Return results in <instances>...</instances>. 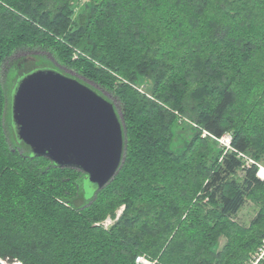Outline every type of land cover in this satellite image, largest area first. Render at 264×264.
Here are the masks:
<instances>
[{
    "label": "trees",
    "instance_id": "16d2710c",
    "mask_svg": "<svg viewBox=\"0 0 264 264\" xmlns=\"http://www.w3.org/2000/svg\"><path fill=\"white\" fill-rule=\"evenodd\" d=\"M76 1L0 0V259L245 264L264 237V181L235 152L208 163L200 133L228 131L235 150L257 160L264 152V0H90L78 12ZM33 48L117 102L123 162L91 195L85 173L32 156L14 134L3 67L10 61L9 88L53 66L48 53L14 56ZM147 83L151 97L137 87ZM182 120L197 130L175 151L172 127ZM248 197L260 210L242 230L230 217ZM121 205L112 226L96 224ZM222 233L229 242L215 252Z\"/></svg>",
    "mask_w": 264,
    "mask_h": 264
},
{
    "label": "water",
    "instance_id": "95a60500",
    "mask_svg": "<svg viewBox=\"0 0 264 264\" xmlns=\"http://www.w3.org/2000/svg\"><path fill=\"white\" fill-rule=\"evenodd\" d=\"M10 95L14 134L32 156L81 170L92 193L113 179L124 158V124L114 103L89 82L36 67L17 78Z\"/></svg>",
    "mask_w": 264,
    "mask_h": 264
},
{
    "label": "rangeland",
    "instance_id": "374dc122",
    "mask_svg": "<svg viewBox=\"0 0 264 264\" xmlns=\"http://www.w3.org/2000/svg\"><path fill=\"white\" fill-rule=\"evenodd\" d=\"M90 0H77L76 1V5H75V11H79L82 9L84 4H89ZM85 44V43H84ZM29 50V51H28ZM43 53H48V57L51 58V62L53 64V66H49V67H53L55 69L60 70L62 73L68 74V75H72L86 83L89 82V84H91L92 87L97 88V85H95L94 83L88 81L87 79H85L84 77H82L78 72H76L74 69H70L68 67H65L63 65H60L57 61H55V59H53L51 57V54H49V52H43L40 49H26V50H18L16 52V54H14V56H18V57H25L27 58H32L37 54H43ZM74 58H76V56L74 55ZM9 63L10 61H7L4 64L3 67V72H2V80L4 83V87L6 89V104L9 107L10 106V99H11V92H12V88L13 85H11V87L8 88V80L6 77V72L9 68ZM138 90L145 94L146 97H151L150 92L148 91L149 85L147 83V85H145L143 87V85L138 84L137 85ZM8 89V90H7ZM98 89V88H97ZM103 91V95L105 97H107L108 99H110L111 101H113V103L117 104V102L114 100V98L112 97L111 94H109L108 92H106L105 90ZM148 91V92H146ZM182 119V118H181ZM184 123H177L176 125L174 124L172 127V131H173V136H172V142H171V148L175 151H180L184 148V146L186 145V143L189 142V140L193 137V135L196 133V130L194 127L196 126V124L190 122L189 120H182ZM200 136L203 139H206L208 141V153L206 155V159L208 160V163H211L214 161L215 158H218L219 161L222 160L223 156L227 153L230 152V149L227 148V146L225 145L224 141H222L221 137H215L212 134H210L209 132L202 130L200 133ZM224 138H226L227 136H231V132H226L224 135H222ZM247 157L249 158H253L252 156L246 154ZM254 160H256L257 162L261 163L264 165V152L262 154H260L259 160L253 158ZM243 177H244V171L239 168L235 174V177L239 182L243 181ZM84 189L87 195L92 193V188L91 186L86 182L85 183ZM207 197L204 198V202H208L207 201ZM260 202L256 201L255 199H252L251 197H248L244 203V205L239 209V211L234 214L232 217H230L231 221L233 223H235L237 226L240 227V229L245 230L248 229L249 226L252 224V221L254 220V218H256V216L258 215V212L260 210ZM208 208H210V206H208ZM124 209V205H121L119 208L116 209L114 215H107L103 220L97 222V225H100L106 229H108L110 226H112L116 220L119 218V216L121 215L122 211ZM262 240V239H261ZM229 242V239L227 237L226 234L222 233L217 237L216 243L213 247V251L217 252V251H221ZM258 247V246H257ZM256 247V249H257ZM256 249L252 252L249 253L246 262L248 261L249 257L251 256V254H253ZM142 256H144L145 258H147L144 254H141ZM2 260V259H1ZM5 264H12V263H18L21 264L19 261H13L10 262L8 260H2ZM141 264H146V263H141Z\"/></svg>",
    "mask_w": 264,
    "mask_h": 264
},
{
    "label": "built area",
    "instance_id": "2783aa9c",
    "mask_svg": "<svg viewBox=\"0 0 264 264\" xmlns=\"http://www.w3.org/2000/svg\"><path fill=\"white\" fill-rule=\"evenodd\" d=\"M221 139L222 141H224L227 148L230 149V152H235L236 157L242 161L241 168H248V167L255 166V176L261 181H264V165L263 164L257 162L253 158L247 157L245 153L235 150L231 144L232 136H227L226 138L221 136ZM136 261L139 263H146V264L151 263L149 259L145 258L142 255H138L136 257ZM246 264H264V237L262 238L256 251L253 254H251Z\"/></svg>",
    "mask_w": 264,
    "mask_h": 264
},
{
    "label": "bare ground",
    "instance_id": "6f19581e",
    "mask_svg": "<svg viewBox=\"0 0 264 264\" xmlns=\"http://www.w3.org/2000/svg\"><path fill=\"white\" fill-rule=\"evenodd\" d=\"M137 262V261H136ZM12 264H18V263H12Z\"/></svg>",
    "mask_w": 264,
    "mask_h": 264
}]
</instances>
